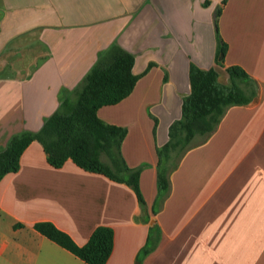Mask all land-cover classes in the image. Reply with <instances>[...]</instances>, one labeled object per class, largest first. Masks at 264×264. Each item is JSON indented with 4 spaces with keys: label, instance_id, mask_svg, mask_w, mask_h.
<instances>
[{
    "label": "crops",
    "instance_id": "obj_1",
    "mask_svg": "<svg viewBox=\"0 0 264 264\" xmlns=\"http://www.w3.org/2000/svg\"><path fill=\"white\" fill-rule=\"evenodd\" d=\"M111 46L133 56L138 78L97 116L126 130L119 162L140 171L144 204L125 183L71 160L51 166L33 141L0 180V264H86L38 233L39 222L77 246L111 228L106 264H264V0H0V150L14 135L38 132ZM191 64L213 69L222 85L225 69L239 66L255 94L195 138L157 207V150L181 119Z\"/></svg>",
    "mask_w": 264,
    "mask_h": 264
},
{
    "label": "trees",
    "instance_id": "obj_2",
    "mask_svg": "<svg viewBox=\"0 0 264 264\" xmlns=\"http://www.w3.org/2000/svg\"><path fill=\"white\" fill-rule=\"evenodd\" d=\"M219 10L216 11V19ZM215 62L222 65L226 45L221 40L215 20ZM133 56L118 46H111L98 55L96 63L72 92H64L62 100L38 132H24L12 136L0 150V180L19 168L22 152L33 141L41 144L48 164L60 168L67 160L77 167L120 183L134 191L138 203L144 204L138 185L139 170H131L119 162V147L126 134L124 128L103 123L97 110L115 105L134 88L137 76L132 74ZM227 85L218 82L213 69L202 70L191 64L190 92L181 105V119L169 129L167 143L157 150L158 197L157 207L168 191L167 174L176 165L195 138L202 141L210 136L226 110L248 103L255 89L245 71L239 66L226 69ZM106 156L111 164L102 161ZM155 212V211H154ZM34 229L60 247L74 254L86 264H106L113 248V230L99 226L83 246H77L52 223L39 222Z\"/></svg>",
    "mask_w": 264,
    "mask_h": 264
},
{
    "label": "rangeland",
    "instance_id": "obj_3",
    "mask_svg": "<svg viewBox=\"0 0 264 264\" xmlns=\"http://www.w3.org/2000/svg\"><path fill=\"white\" fill-rule=\"evenodd\" d=\"M200 139L198 138V139H196L195 141H199ZM194 141V142H195ZM102 158L104 159V160H107V157L106 156H102Z\"/></svg>",
    "mask_w": 264,
    "mask_h": 264
}]
</instances>
